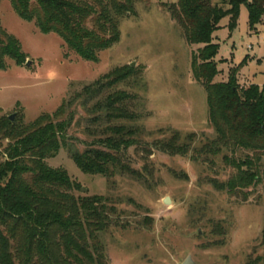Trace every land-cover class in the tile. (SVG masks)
Here are the masks:
<instances>
[{"label":"rangeland","instance_id":"1","mask_svg":"<svg viewBox=\"0 0 264 264\" xmlns=\"http://www.w3.org/2000/svg\"><path fill=\"white\" fill-rule=\"evenodd\" d=\"M177 1L137 2L133 15L120 19L118 42L99 53L96 62L80 59L59 37L42 34L32 22L20 19L9 0L0 1V25L25 55L22 65L6 60V70L0 71V118L15 115L30 124L82 96L85 87L108 74L131 69L114 91L129 96V109L136 116L129 123L138 129L136 143L126 156L138 176L116 175L107 181L77 168L69 151L90 147L101 129L89 123L79 104L72 108L63 146L45 160L78 185L71 191L74 197L102 196L114 209L110 227L99 235L107 264H182L188 256L196 264H247L262 255V185L248 189L243 199L211 184L226 181L232 173L223 161L231 153L212 154L206 147L216 134L208 124L205 91L190 68L191 54L201 46L186 42L169 11ZM247 20V9L241 6L234 30H228L227 17L219 22L213 35L219 72L214 83L226 82L237 71L240 88L263 87L264 25L250 34ZM175 134L177 145L188 149L184 155L160 149Z\"/></svg>","mask_w":264,"mask_h":264},{"label":"trees","instance_id":"2","mask_svg":"<svg viewBox=\"0 0 264 264\" xmlns=\"http://www.w3.org/2000/svg\"><path fill=\"white\" fill-rule=\"evenodd\" d=\"M145 1L9 0L20 19L32 22L42 34L56 35L86 62H96L99 53L118 42L120 19L133 15L134 5ZM241 6L247 9L252 34L264 25V0H178L169 11L186 42L201 46L191 54L190 68L205 91L208 124L216 134L206 147L212 154L231 153L223 161L232 173L226 181L211 184L246 199V191L259 185L264 194V88H240L237 71L230 72L226 82H213L219 73L213 35L226 17L228 30L236 28ZM24 59L19 42L0 25V71L6 70V60L20 66ZM129 73L131 69L124 68L108 74L85 87L82 96L75 95L30 124L0 118V264H107L99 235L110 227L114 209L102 196L74 197L71 191L78 185L65 170L51 169L45 160L63 146L72 108L79 104L90 116L89 123L101 129L90 147L69 151L77 168L107 181L116 175L138 176L126 156L136 143L138 129L129 124L136 116L129 109V96L114 91ZM178 139L175 134L161 143V151L186 154L188 149L178 146ZM261 245L262 255L247 264H264V208Z\"/></svg>","mask_w":264,"mask_h":264},{"label":"water","instance_id":"3","mask_svg":"<svg viewBox=\"0 0 264 264\" xmlns=\"http://www.w3.org/2000/svg\"><path fill=\"white\" fill-rule=\"evenodd\" d=\"M26 66H29V62L26 63ZM131 67H134V66L131 65ZM14 119H15V115H11V116H9V120H10L11 122H13ZM81 192L83 193V192H85V190L82 188V189H81ZM164 203H165V204H168V203H169V200L166 199V200L164 201ZM182 264H196V263H194L193 260H192V258H191L190 256H188V257L184 260V262H183Z\"/></svg>","mask_w":264,"mask_h":264},{"label":"built area","instance_id":"4","mask_svg":"<svg viewBox=\"0 0 264 264\" xmlns=\"http://www.w3.org/2000/svg\"><path fill=\"white\" fill-rule=\"evenodd\" d=\"M248 48H249V46H248ZM263 88H264V85H263Z\"/></svg>","mask_w":264,"mask_h":264},{"label":"crops","instance_id":"5","mask_svg":"<svg viewBox=\"0 0 264 264\" xmlns=\"http://www.w3.org/2000/svg\"><path fill=\"white\" fill-rule=\"evenodd\" d=\"M257 31V30H256ZM258 32V31H257Z\"/></svg>","mask_w":264,"mask_h":264}]
</instances>
